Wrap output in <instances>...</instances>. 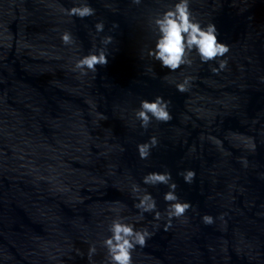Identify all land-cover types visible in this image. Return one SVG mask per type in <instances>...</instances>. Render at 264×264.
Segmentation results:
<instances>
[{"label":"water","instance_id":"1","mask_svg":"<svg viewBox=\"0 0 264 264\" xmlns=\"http://www.w3.org/2000/svg\"><path fill=\"white\" fill-rule=\"evenodd\" d=\"M78 2L0 0V264H108L103 241L118 215L155 233L132 264H264V0H190L229 47L218 74V60L195 51L175 71L148 55L152 21L178 0H87L94 16L65 14ZM106 36L108 64L74 71ZM156 96L171 100L172 120L145 131L135 112ZM152 136L159 146L141 159L137 145ZM186 170L191 185L177 175ZM165 171L192 205L167 230L168 186L142 182ZM145 189L159 220L134 207Z\"/></svg>","mask_w":264,"mask_h":264},{"label":"clouds","instance_id":"2","mask_svg":"<svg viewBox=\"0 0 264 264\" xmlns=\"http://www.w3.org/2000/svg\"><path fill=\"white\" fill-rule=\"evenodd\" d=\"M135 5H140L141 0H132ZM79 6L64 9L65 14L71 17L84 19L94 16L96 10L92 8L87 0H79ZM155 30L158 33V38L155 48L150 50L148 55L154 57L160 62L162 68H167L175 71L182 65L191 66L193 63L192 53L199 56L202 63L218 60L219 67L212 68V72L218 74L219 71L227 67V60L219 59L224 57L229 52V47L218 40V29L214 23L202 25L194 16L190 8V0H178L168 10L158 14L152 21ZM96 33L104 31V23L98 22L95 24ZM113 27H118L114 24ZM62 42L65 45L75 44V38L71 32L65 31L61 36ZM112 36H106L101 40L104 47L97 49L95 46L89 53L76 61L74 71H79L81 75H87L89 71L97 72V66L104 67L108 64L107 46L113 43ZM167 79V77H165ZM192 77H186L182 83L176 84L179 92L183 93L189 90ZM171 100H165L162 96H156L153 102L141 100L140 108L135 112L136 118L141 121V128L147 131L153 119L158 122L167 123L172 120L170 114ZM159 146V141L156 136L149 138L146 143L137 145L139 157L148 159L153 148ZM182 176L184 182L191 185L195 180V171L186 170L177 173ZM143 184L149 186L166 185L169 191L165 193L164 200L169 203L166 209L168 222L165 230L171 226L173 217L179 218L192 208L191 203L181 202L176 195L177 184L173 182L170 171L151 172L143 178ZM134 193H139L138 185L132 186ZM138 203L134 207L140 213V219H143L144 213H155L154 219L159 220L161 213L157 210V205L154 197L147 190H144L143 195L136 197ZM127 218L117 216L112 220L109 227L110 237L103 241V246L107 249L108 264H132V253L137 246H146L147 240L151 239L155 234L149 232L145 227L136 230L134 224L126 222ZM202 222L205 225H211L214 219L210 215H204ZM96 253L94 245L89 248V258Z\"/></svg>","mask_w":264,"mask_h":264}]
</instances>
